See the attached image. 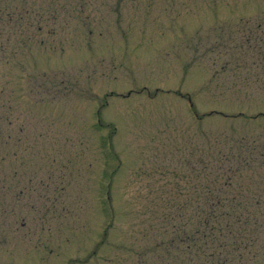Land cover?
<instances>
[{
  "label": "rangeland",
  "instance_id": "obj_1",
  "mask_svg": "<svg viewBox=\"0 0 264 264\" xmlns=\"http://www.w3.org/2000/svg\"><path fill=\"white\" fill-rule=\"evenodd\" d=\"M249 35L264 0H0V264H263Z\"/></svg>",
  "mask_w": 264,
  "mask_h": 264
},
{
  "label": "trees",
  "instance_id": "obj_2",
  "mask_svg": "<svg viewBox=\"0 0 264 264\" xmlns=\"http://www.w3.org/2000/svg\"><path fill=\"white\" fill-rule=\"evenodd\" d=\"M56 8V7H55ZM54 8V9H55ZM53 9V11H49V12H55V10ZM247 24V23H246ZM246 28H249L252 29V26H248V24L245 26ZM254 27V26H253ZM258 27V26H257ZM31 30V29H30ZM255 30L257 29H253V30H248L249 32H255ZM258 31V30H257ZM263 33V31H262ZM261 36V35H260ZM256 39L260 40V43H255L254 42L256 41ZM264 47V37H263V40L258 38L257 35H249V38H248V41H246V44L245 45H242V47H240V49L245 53V54H249L247 53L248 51H252L251 53H263V51L261 50L262 48ZM1 49L3 50L4 49V46L2 44L1 46ZM228 51V50H227ZM226 51V52H227ZM5 54V53H4ZM264 54V53H263ZM2 58L4 59L5 58V55L2 56ZM1 61V60H0ZM5 120V118H4ZM214 169L216 170V166L213 165H209L208 163H205L204 164V167H203V172L205 173H209L211 171H214ZM213 184L215 183V181L212 182ZM216 190V188H215ZM213 188H209V191L210 192H213L215 191ZM205 215L204 217V223L206 225V233L204 234V237L206 238L205 239V245L207 246V244L209 245H212L213 243L216 244V234L213 233V231L215 230L216 227H214V225L216 224V214L213 213V212H206V213H203ZM179 217L181 218L182 221H184L185 217L184 215L182 214H179ZM211 230L212 232H207V230ZM216 249V247H215ZM216 252V251H215ZM209 255V254H208Z\"/></svg>",
  "mask_w": 264,
  "mask_h": 264
},
{
  "label": "flooded vegetation",
  "instance_id": "obj_3",
  "mask_svg": "<svg viewBox=\"0 0 264 264\" xmlns=\"http://www.w3.org/2000/svg\"><path fill=\"white\" fill-rule=\"evenodd\" d=\"M263 264H264V262H263Z\"/></svg>",
  "mask_w": 264,
  "mask_h": 264
}]
</instances>
